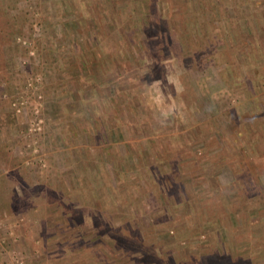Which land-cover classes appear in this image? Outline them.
<instances>
[{
    "label": "rangeland",
    "instance_id": "374dc122",
    "mask_svg": "<svg viewBox=\"0 0 264 264\" xmlns=\"http://www.w3.org/2000/svg\"><path fill=\"white\" fill-rule=\"evenodd\" d=\"M234 11L230 0H0V264H264V182L251 189L248 153L214 134L213 114L249 102L220 76L221 51L191 56L240 26ZM76 74L68 104L86 114L72 131L56 114ZM215 154L234 155L239 183Z\"/></svg>",
    "mask_w": 264,
    "mask_h": 264
},
{
    "label": "trees",
    "instance_id": "16d2710c",
    "mask_svg": "<svg viewBox=\"0 0 264 264\" xmlns=\"http://www.w3.org/2000/svg\"><path fill=\"white\" fill-rule=\"evenodd\" d=\"M230 2H232L236 8L234 15L237 17L238 21L243 20V22L240 23V26L236 24L235 26L223 27L224 29L218 35L213 31L211 39L212 44L206 46L204 49L196 50V53L191 56L197 59L199 64H205L215 61L217 57L216 52L221 51V62L224 63V65L219 68L220 76L225 85L234 94L243 93L249 102L250 106L248 105V108H245V111L243 109L240 113H237L234 107H229L226 109L227 111L223 110L213 114V116L218 119L215 129L216 132L214 134L220 149L223 150L226 147L232 146L235 149L237 147L242 149L239 151L248 153L252 161L250 166L242 168V172L248 174L249 187L251 186V189H254L257 184L263 185L264 182V167L259 165L255 158L257 153L264 152V0H235V2L234 0H230ZM214 19L216 18L203 23L212 26ZM243 25L244 27L241 29ZM215 43H217V45H215ZM228 43L230 47L227 46V50H224V47H226ZM186 93L188 94V96L186 94V102L188 101V104L192 103L193 99H198V95L195 93V96H193V93H190L188 87ZM225 114L233 115V127L229 126L227 128L226 122L228 121L223 117ZM113 115L114 114H112V116ZM113 119L115 120L114 117ZM116 123L117 122L114 121L112 124L115 126ZM114 132V128L111 127L109 133L112 135ZM197 142L198 149L202 148L204 139ZM234 153H236L235 156H239V154H237L238 151H234ZM217 155L218 154H215L213 156L219 160L213 161L214 157L211 155H209V159H213L211 162L214 166L222 164L218 174L220 171L226 172L229 170L230 174L234 172L232 180L239 183L241 178H238L236 175L237 172L235 169L237 167L234 165V160L236 159L233 157L234 155ZM155 157L157 159V155H155ZM188 157L191 158L192 156L189 155ZM241 157L245 161V157ZM171 159L175 158L173 157ZM197 160H200L198 162H204L203 158L201 159L198 157ZM231 185L233 186L234 182H231ZM239 195L241 194L239 193ZM256 196H258V201L262 202V193L260 191L256 190ZM212 200L213 197H210L202 202L205 211H212L210 207H217ZM240 238L249 240L250 249L253 248L256 239L250 237V233H247L245 230V232L241 233ZM210 257L212 256H209V259L207 256L205 257L210 261H207V259L204 260L205 264H220L221 259L225 258L226 260L225 255L218 256L215 261L210 259ZM105 258L107 259V264L115 262L111 257L105 256ZM227 259H229V262L230 260L234 261L231 259L230 254H227ZM235 261L238 264H245L247 262V264L254 263L251 257L249 258L246 255H242Z\"/></svg>",
    "mask_w": 264,
    "mask_h": 264
},
{
    "label": "crops",
    "instance_id": "0c3cea01",
    "mask_svg": "<svg viewBox=\"0 0 264 264\" xmlns=\"http://www.w3.org/2000/svg\"><path fill=\"white\" fill-rule=\"evenodd\" d=\"M73 76H75V75H73ZM73 76L72 77H70L71 79L69 80V81H72V78H73ZM76 77H78L77 78V81L75 80V81H73L72 83H76L74 86H73V88H71L70 87V90H69V92H68V94H67V96L66 97H64L63 99H66V101L65 102H67V104H65L66 106H64L65 108L64 109H61L60 111H59V113H57L56 115H65V114H68V116H69V118L70 119H68V123H67V125H69L68 127H69V129L68 130H72V131H79V130H82V123L80 122V121H77V118L80 116V115H84V114H86V110H83V109H81V110H83L82 112H81V110L80 109H78V108H74V107H72L70 104H71V100L73 99V101L74 100H76L77 98H78V96H77V92H76V85H77V83H78V81H81V80H78V79H81L80 77H79V74H76ZM88 80V79H87ZM67 87V86H66ZM64 95V94H63ZM63 97V96H62ZM53 103V102H52ZM68 103H70V104H68ZM112 115V114H111ZM79 119V118H78ZM111 120V119H110ZM117 126H119V124H118V122L116 123V125L114 126V124H112V123H110V124H108V128L106 129V130H109L111 127L112 128H117Z\"/></svg>",
    "mask_w": 264,
    "mask_h": 264
},
{
    "label": "built area",
    "instance_id": "2783aa9c",
    "mask_svg": "<svg viewBox=\"0 0 264 264\" xmlns=\"http://www.w3.org/2000/svg\"><path fill=\"white\" fill-rule=\"evenodd\" d=\"M14 105L17 106L18 105L17 102H15ZM17 110H19V106H17Z\"/></svg>",
    "mask_w": 264,
    "mask_h": 264
}]
</instances>
